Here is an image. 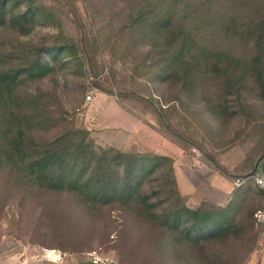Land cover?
I'll return each mask as SVG.
<instances>
[{"label":"rangeland","instance_id":"obj_1","mask_svg":"<svg viewBox=\"0 0 264 264\" xmlns=\"http://www.w3.org/2000/svg\"><path fill=\"white\" fill-rule=\"evenodd\" d=\"M168 1L8 0L9 20L0 24L2 63L26 66L38 47L62 46L48 56L47 71L21 74L17 92L37 140H51L69 129L88 131L94 157L83 160L78 151L73 155L76 172L85 168L84 186L94 192L101 188L106 168L98 164V156L111 147L167 154L174 159L178 185L188 178L197 183L187 194L189 207L196 208L206 197L233 203L228 225L198 239L184 229L187 223L178 229L160 227L161 213L182 207L172 198L173 176L165 160L138 187L147 199L134 198L125 205L117 197L93 199L84 206L69 192H28L0 172V260L24 249H52L87 261L93 254L108 255L114 264H264V220L255 215L264 210V188L253 180L242 185L238 203L235 193L237 177L264 175V51L262 63L253 67L257 35L251 30L241 38L225 33L215 14L205 21L189 17L187 28L194 31L195 41L187 57L197 53L205 59L211 50L217 57L221 50L225 64L232 63L227 72L196 68L194 77L180 66L164 71L179 39L156 30L150 21ZM229 1L237 12L247 2L243 14L250 27L264 19V0ZM32 7L34 17L15 20ZM185 9L182 5L177 13ZM98 91L118 97L141 116L153 147L106 141L86 98ZM211 199L205 200L215 209Z\"/></svg>","mask_w":264,"mask_h":264},{"label":"trees","instance_id":"obj_2","mask_svg":"<svg viewBox=\"0 0 264 264\" xmlns=\"http://www.w3.org/2000/svg\"><path fill=\"white\" fill-rule=\"evenodd\" d=\"M143 2H147L148 5L152 0H143ZM153 2L156 3L158 0H153ZM7 5L8 0H0V24L3 26L9 20ZM182 5L186 9L182 14H178L177 9ZM246 6L247 2H242L237 7L241 11L237 12L233 10L235 7L229 0H188L187 3L183 0L168 1L166 5L162 6L159 15L155 17L153 22L150 21L156 30L161 32L166 30L169 33L168 37L177 36L179 39V46L165 62L164 71H176L180 66L183 67L185 74L189 73L190 77L195 76L196 68L203 69L201 67H205V70L228 71L232 60L225 64L220 58V55L224 53L221 50L217 57L212 53V50L205 59H200L197 53L191 58L187 57L188 53L192 52V42L195 41V38L194 31L187 28L186 19L196 17V19L199 18L198 21H205L206 16L211 13L217 15V20H219L225 33L229 31L239 33L241 38H243L242 35L248 34L249 30L256 34L257 54L253 59V67L254 64L262 63L264 19H258L255 24L251 25L253 27H250L248 17L243 14L246 11ZM255 8L260 9L259 1L256 2ZM36 13L32 7L18 13L15 20H26L34 17ZM142 14L143 17L144 14L146 16V12H141ZM180 17L181 20H179ZM200 25H204L203 22H200ZM175 27L177 29L173 30ZM61 48L60 44L38 47L35 55L25 61L26 66L7 67L2 63V56L0 55V172L5 175V179L10 183L21 184L22 188L28 192L45 193L50 190L69 192L74 198L83 202L82 205L84 206L87 201L93 199L96 201L102 197L107 199L117 197L125 205L134 198L139 197L141 201L147 199L146 196L138 194V187L146 175L153 170L154 165L165 160L169 163V169L173 176L172 198L173 200L177 198L182 207L171 208L168 213H161L163 220L160 221V227L165 229L167 226L178 229L182 224L187 223L184 229L189 230L190 237L194 239L216 229H225L231 217L230 212L233 203L230 202L228 205L216 204L215 209H210L209 201L204 199L196 208L189 207L187 195L183 194L179 188L174 171V159L170 155L157 152L124 151L113 147L109 148L110 150L106 149L107 151L103 149L105 154L98 156V164L106 168L103 171V185L94 192L87 185L84 186L86 183L83 182L82 173L85 168L76 172L75 166L77 164L74 163L73 159L76 151L79 152L83 160H89L95 155L92 154L96 150H93V141L87 136V130L69 129L51 140H37L35 138L33 128L21 109L17 85L24 71L33 72L34 69L47 71L51 65L48 56L55 55ZM210 56H213L214 59L212 60ZM181 57L182 59L178 60ZM256 69L261 70L259 66H256ZM239 78H236V82L240 81ZM251 174L253 172L245 174L244 177ZM251 181L252 178L247 179L235 190L236 203H238L240 187L242 185V187H248L246 184ZM118 264L124 263L118 262Z\"/></svg>","mask_w":264,"mask_h":264},{"label":"crops","instance_id":"obj_3","mask_svg":"<svg viewBox=\"0 0 264 264\" xmlns=\"http://www.w3.org/2000/svg\"><path fill=\"white\" fill-rule=\"evenodd\" d=\"M89 113L95 118V125L107 135L106 141L125 147L130 143L141 142L144 145L153 147L152 140L145 138V123L141 116L135 111L129 110L121 100L106 92L98 91L88 100ZM149 131V130H147ZM150 133V131H149ZM259 173V172H255ZM260 175H263L259 173ZM264 176V175H263ZM185 181V189L179 181V188L183 194L193 193L197 183L188 178ZM192 180V181H191ZM253 180V179H252ZM222 180V183H224ZM254 181V180H253ZM223 185V184H222ZM202 194L203 190H199ZM233 191V190H232ZM213 198V197H212ZM205 199H211L206 197ZM202 198L198 201L200 202ZM217 204L225 205V201L220 199H211ZM0 264H93L90 260L82 259L81 256L72 252H62L59 250H48L44 252L20 250L15 254L7 256L0 260Z\"/></svg>","mask_w":264,"mask_h":264},{"label":"built area","instance_id":"obj_4","mask_svg":"<svg viewBox=\"0 0 264 264\" xmlns=\"http://www.w3.org/2000/svg\"><path fill=\"white\" fill-rule=\"evenodd\" d=\"M86 98L90 100L92 98V94L88 93ZM252 178L259 186L264 188V176L260 175L259 173H253L250 176H240L237 177L235 180L236 185L243 184L247 179ZM259 220H264V210H259L255 213ZM91 261L93 264H114L115 259L111 258L108 255H101V254H93Z\"/></svg>","mask_w":264,"mask_h":264}]
</instances>
